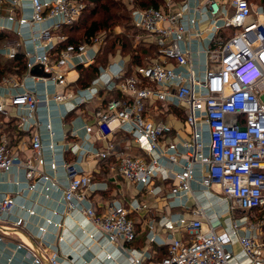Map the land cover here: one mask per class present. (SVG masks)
I'll list each match as a JSON object with an SVG mask.
<instances>
[{
	"label": "built area",
	"instance_id": "obj_1",
	"mask_svg": "<svg viewBox=\"0 0 264 264\" xmlns=\"http://www.w3.org/2000/svg\"><path fill=\"white\" fill-rule=\"evenodd\" d=\"M21 1L1 0L0 10L3 3L16 9ZM30 3V18H17L14 13L8 17L17 23L23 41L32 45L23 53L27 59L25 79L52 84L46 98L52 93L54 102L67 108L65 116L99 101L89 113L92 121L85 125L84 139L75 141V131L62 140V150L77 160L50 162L53 174L60 167L65 171L63 194L68 216L73 218L79 212L93 226L92 230L82 229V234L89 241L106 238L128 257L129 264H264L259 225L248 216L264 210V6L252 0H168L166 10L132 6V24L138 34L156 45V61L130 69L129 62L118 55L114 62L99 66L89 85L72 90L69 74L96 63L105 36L97 34L89 43L65 44L64 27L73 26L86 5L79 0ZM10 29L7 25L0 30ZM19 53L16 48L0 51L9 60ZM36 67L42 76L32 75ZM21 86L24 91L1 98L0 113L6 114L7 106L15 107L21 130L32 132L38 126L46 131L32 132L33 156L28 158L11 152L8 140L1 136L0 172L22 169L29 192L38 184L49 192L60 183L55 175L42 170L47 162L44 140L49 139L52 155L59 143L53 123L37 119L41 102L37 90L12 84L13 88ZM150 101L182 107L190 138L181 147L170 141V123L146 117ZM119 132L130 138L124 150L113 141ZM93 135L108 140L105 149L94 146ZM131 141L148 159L131 154ZM87 157L101 161L115 158L116 176L147 195L160 196L163 189L157 181L172 180L165 195L170 207H184V199L194 194L193 184L198 183L208 208L194 210L192 218L171 214L161 219L159 223L168 235L162 239L151 229L149 239L166 246L167 255L154 262L150 254L128 247L138 238L131 213L150 210V205L134 200L127 208L115 202L104 214H98L88 193L100 190L99 183L80 166ZM170 165L179 166L171 169V175ZM34 179L36 183H32ZM214 194L226 206L220 214L210 213L214 205L209 198ZM17 207L14 196L0 191V222L11 224L2 226L3 235L26 225L23 217L15 216ZM21 208L30 216L36 213L33 208ZM239 212L242 215L237 216ZM46 225L38 227L42 236L47 227L62 228L61 220L52 217L46 219ZM36 246L29 254L32 264H61L59 251L47 241L40 240ZM22 248L16 246L17 250ZM105 259L115 256L105 252ZM84 264L91 262L84 260Z\"/></svg>",
	"mask_w": 264,
	"mask_h": 264
},
{
	"label": "crops",
	"instance_id": "obj_2",
	"mask_svg": "<svg viewBox=\"0 0 264 264\" xmlns=\"http://www.w3.org/2000/svg\"><path fill=\"white\" fill-rule=\"evenodd\" d=\"M1 1V0H0ZM253 1V0H252ZM256 4L262 5L259 1ZM177 7H179L177 5ZM176 7V8H177ZM14 13L17 18L25 16L31 17V3L30 0L21 1L16 9H13L10 3H3L0 10V29L2 26H11L10 30H0L8 36L5 41L0 42V51H9L16 48L20 53H24L25 49H32V45L25 43L18 33V25L16 22L11 23L8 17ZM48 24H45V26ZM145 39V38H144ZM145 42L150 46L152 41L148 39ZM3 61H9L6 56L0 55ZM117 56L108 59L104 66L117 60ZM129 62V57H124ZM38 68V67H37ZM41 70L40 68H38ZM26 75V74H25ZM18 77L17 75H9L0 79V100L3 96H9L11 92H21L25 87L13 88V83L26 85L27 88H35L37 94L41 99L38 107L37 119L42 122L53 123L56 132V140L59 147L55 150V154H51L49 149L50 141L44 140V155L47 159L44 169L45 172L53 174L50 168V162L57 161L59 164L64 160L76 161L77 156L62 150V140L65 135L71 132H77L78 138L75 141L83 140L86 136L85 125L90 123L92 118L89 113L99 105L97 100L89 106L82 107V110L73 112L69 116H65L67 108L54 102L51 90L52 84H43L33 80ZM81 76L80 69H76L69 74V81L72 83V90L82 88L79 79ZM26 88V89H27ZM46 90H50V95L46 98ZM146 117L154 121H163L170 123L173 126V132L170 136V141L176 142L181 147L184 141L190 138V132L186 128V115L181 106L174 104H164L162 102L150 101L147 107ZM40 131L45 134L43 127H35L32 131L35 133ZM32 132H26L19 128L18 123V109L12 106H7V113H0V137L4 136L9 143L11 152L19 154L22 158L33 156L32 150ZM115 143L118 148L124 150L128 144V136L125 133L119 132L114 136ZM130 139V138H129ZM73 140V139H72ZM74 141V140H73ZM92 143L98 149H105L107 141L99 139L98 136L93 135ZM206 143H209V138L206 137ZM131 154L136 157L148 159L146 152L138 149L131 141ZM118 161L115 158H110L106 161L97 160L95 158L87 157L81 161L80 166L83 172L92 176L93 180L99 183L100 190L89 192L88 197L96 209L98 214H104L110 205L115 202L123 203L127 208L134 200L149 204L150 210H143L140 212H132L131 219L136 224L138 238L135 243L128 247L137 252H146L152 256L154 262L162 260L167 255V247L158 243L152 242L150 233L153 232L162 239L168 235L167 231L160 225V220L165 216L171 214H184L192 218L193 211L198 208L207 209V198L201 195V186L198 183L193 184L194 194H190L184 199V207H170L169 201L165 199V195L170 191L173 181L162 183L157 181V185L162 187L160 196L147 195L140 191L129 182L123 181L116 176ZM179 166H171L169 173L172 170H177ZM172 169V170H171ZM55 178L60 183L59 188H53L46 192V188L42 184H38L35 191H28V182L25 172L22 169L14 168L9 172H0V191L14 196L18 202V207L15 211V216L23 217L26 221L24 227L15 228L9 235H3L1 232L2 226H11L9 223L0 222V235L4 236V242L0 243V264H32L30 258L34 251L31 247L37 248L36 244L40 240L47 241L53 248L57 249L60 254L61 264H84V260H88L91 264H129L128 257L123 255L120 248L116 245L108 244L106 238L100 237L97 241H89L86 236L82 234V229H93L91 222L81 213H75L72 218L66 212V204L64 202L63 190L67 184L65 171L60 167ZM200 177V173L198 174ZM34 179L32 183H36ZM208 196V195H207ZM214 205L210 213H222L226 210L219 197L214 194L209 198ZM33 208L35 215L30 216L21 207ZM57 212V214H55ZM54 218L56 221L62 222V228L56 229L53 226L47 227L48 232L45 236L39 232L38 227L46 225L47 218ZM47 226V225H46ZM58 237H63L59 241ZM22 245L21 250H17L16 246ZM105 252L113 254L115 259L106 260ZM12 261L9 262V259Z\"/></svg>",
	"mask_w": 264,
	"mask_h": 264
},
{
	"label": "trees",
	"instance_id": "obj_3",
	"mask_svg": "<svg viewBox=\"0 0 264 264\" xmlns=\"http://www.w3.org/2000/svg\"><path fill=\"white\" fill-rule=\"evenodd\" d=\"M86 6L80 19L70 27H64L62 33L67 36L65 44L89 43L97 34H103L104 44L101 47L98 60L89 68H79L81 76L79 83L85 87L97 76L99 66H104L109 58L115 56L129 57L130 69L133 66H144L143 58L151 53L157 55V47L139 46L129 49L126 36L117 34L115 29L124 26V29L135 30L132 24L131 8L121 4L119 0H79ZM179 2L181 0H175ZM264 6V0H258ZM135 7L143 9H162L164 0H134ZM167 9V8H166ZM6 36L0 33V42L5 41ZM63 47V45H60ZM144 54V56H143ZM27 73V59L19 53L15 59L3 61L0 58V79L9 75L23 77Z\"/></svg>",
	"mask_w": 264,
	"mask_h": 264
},
{
	"label": "rangeland",
	"instance_id": "obj_4",
	"mask_svg": "<svg viewBox=\"0 0 264 264\" xmlns=\"http://www.w3.org/2000/svg\"><path fill=\"white\" fill-rule=\"evenodd\" d=\"M167 1L168 0H164V4H162L161 8L163 10H166L167 8ZM255 2H258V0H253ZM119 2H121V4H126L127 8L130 9L132 6H135L134 4V0H119ZM115 32L117 34H121L122 36L125 35L126 36V42L128 44L129 49H134L137 48L139 46H148V44L145 42L146 39H144L145 37L138 34L137 32H135L134 30H127L124 29V26L122 27H117L115 29ZM144 56V54H143ZM157 55L155 53H151L150 55H148L147 57L144 56L143 58V64L144 65H148L150 64L152 61H156ZM242 215L241 212L237 213V216ZM249 219L254 223L259 225V236H260V240L264 241V210L263 211H257V212H253L251 214L248 215Z\"/></svg>",
	"mask_w": 264,
	"mask_h": 264
},
{
	"label": "water",
	"instance_id": "obj_5",
	"mask_svg": "<svg viewBox=\"0 0 264 264\" xmlns=\"http://www.w3.org/2000/svg\"><path fill=\"white\" fill-rule=\"evenodd\" d=\"M32 75L34 76H42V71L39 70L37 67L32 70Z\"/></svg>",
	"mask_w": 264,
	"mask_h": 264
}]
</instances>
